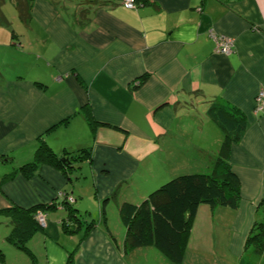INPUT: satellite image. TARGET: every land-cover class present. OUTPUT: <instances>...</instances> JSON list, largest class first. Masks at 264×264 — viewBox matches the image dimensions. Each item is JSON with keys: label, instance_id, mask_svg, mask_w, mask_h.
<instances>
[{"label": "crops", "instance_id": "1", "mask_svg": "<svg viewBox=\"0 0 264 264\" xmlns=\"http://www.w3.org/2000/svg\"><path fill=\"white\" fill-rule=\"evenodd\" d=\"M29 1L26 21L16 12L20 33L0 7V209L67 196L94 227L66 233L65 209L46 211L30 254L6 231L5 264H176L152 245L126 251L118 208L175 175L217 170L224 130L207 114L215 100L247 121L230 150L241 199L237 208L199 206L179 264H264L245 244L263 217L264 110L254 107L264 89V0ZM214 35L232 37V52H215ZM85 106L99 122L94 133ZM39 138L58 154L90 148L91 160L72 180L48 164L28 178L18 168ZM115 190L104 221L102 202Z\"/></svg>", "mask_w": 264, "mask_h": 264}, {"label": "trees", "instance_id": "2", "mask_svg": "<svg viewBox=\"0 0 264 264\" xmlns=\"http://www.w3.org/2000/svg\"><path fill=\"white\" fill-rule=\"evenodd\" d=\"M5 0H0V7ZM88 4L103 3V0H82ZM138 1V0H137ZM15 7L19 18L26 21L30 17V1L15 0ZM2 20H8L2 15ZM84 116L92 130L98 126L88 106L83 108ZM207 114L224 130L222 146L216 158L217 170L212 172H193L175 175L152 189L139 203L123 201L118 208L121 222L126 227L123 246L126 251L137 247L155 246L171 262H182L191 234L197 210L201 204L210 206L224 205L237 208L240 203V182L233 172L230 163V150L234 142L239 141L247 128L244 114L236 107L221 101H212ZM67 120V119H66ZM65 120V121H66ZM33 159L18 168L26 177H32L42 164L57 168L66 179L72 180L79 173L84 161L91 160L90 148L64 150L56 153L45 140L39 138ZM14 173V172H13ZM115 190L103 200L102 217L106 216V202L116 197ZM58 203L63 204L65 217L61 220V228L66 233H75L82 229L86 234L94 227V221L84 220L77 212L72 202L57 199L49 203L36 204L30 207L12 205L0 209L9 216L11 230L5 240L31 253L26 243L28 239L41 227L35 217L38 209L51 211ZM263 217L255 220L246 238V246L252 251L264 254V201L260 202ZM84 234V235H85ZM70 255L68 263L72 260ZM0 264H5L4 253L0 249Z\"/></svg>", "mask_w": 264, "mask_h": 264}, {"label": "built area", "instance_id": "3", "mask_svg": "<svg viewBox=\"0 0 264 264\" xmlns=\"http://www.w3.org/2000/svg\"><path fill=\"white\" fill-rule=\"evenodd\" d=\"M123 4H125L129 8H134L137 6L136 0H121ZM215 40V52H221L224 54H229L232 52L234 47V39L232 37L220 35V36H213ZM264 110V89H260L255 98V107L254 111L259 112ZM36 220L38 221L39 225L45 227L47 224L46 213L38 212L36 215Z\"/></svg>", "mask_w": 264, "mask_h": 264}, {"label": "rangeland", "instance_id": "4", "mask_svg": "<svg viewBox=\"0 0 264 264\" xmlns=\"http://www.w3.org/2000/svg\"><path fill=\"white\" fill-rule=\"evenodd\" d=\"M136 2H137V0H136ZM6 10V12H7V17H8V19H9V21L11 22V26H10V28H9V30H15L16 32H18V33H20V31H22V28H19V19L17 18V11H16V9H15V6H14V4H13V0H7L6 1V3H4V5H3V10ZM2 36H3V34L0 32V39L2 38ZM0 67H3L2 65H0ZM76 198H77V201H78V203H81L82 201L78 198V196H76ZM91 198V197H90ZM88 196H87V198L86 199H84V200H87V199H90ZM66 199L68 200V201H72L71 199L72 198H68L67 196H66ZM92 200V199H91ZM63 206V204H61V203H58V205H57V207L56 208H59V207H62ZM44 212V213H46V211H44V210H42V209H38V210H36V212H35V215L38 213V212ZM111 223L113 224L114 223V220H111ZM215 227L217 228L218 226H219V222H218V220L216 221L215 220ZM114 225V224H113ZM40 227H42L43 228V226H41V225H39ZM11 227H10V225L8 224V220H7V216H6V214L4 213V212H0V239L2 238V239H4L3 237V235L6 233V231L7 232H9V229H10Z\"/></svg>", "mask_w": 264, "mask_h": 264}]
</instances>
